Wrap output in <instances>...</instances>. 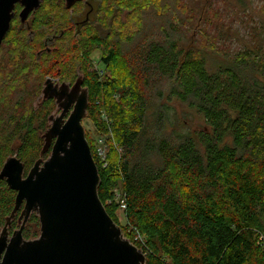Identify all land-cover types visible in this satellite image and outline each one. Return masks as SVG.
Wrapping results in <instances>:
<instances>
[{"label": "trees", "instance_id": "16d2710c", "mask_svg": "<svg viewBox=\"0 0 264 264\" xmlns=\"http://www.w3.org/2000/svg\"><path fill=\"white\" fill-rule=\"evenodd\" d=\"M121 10L111 0L94 8L90 0L70 7L43 0L27 25L16 19L8 30L29 52L19 51L17 59L30 56L14 72L24 66L50 77L60 70L71 82L80 77L87 117L105 138L102 159L85 131L99 199L120 227L116 215L123 206L122 233L141 249L145 264H264V47L255 55L239 53L235 67L208 69L203 57L170 35L133 48L132 29L116 23ZM94 51L101 70L90 57ZM5 88L0 78V108ZM27 94L20 87L0 112V169L16 155L26 173L50 153L43 152V133L53 103L28 105ZM172 100L195 110L205 127L177 132ZM15 195L0 180V227ZM18 214L10 232L19 227ZM38 229L33 213L22 235L37 237Z\"/></svg>", "mask_w": 264, "mask_h": 264}, {"label": "water", "instance_id": "95a60500", "mask_svg": "<svg viewBox=\"0 0 264 264\" xmlns=\"http://www.w3.org/2000/svg\"><path fill=\"white\" fill-rule=\"evenodd\" d=\"M43 0H0V45L9 30L15 3L23 6V21ZM80 0H65L70 7ZM47 78L42 100L63 97L58 115L48 117L43 133L46 159L39 158L24 174L16 155L8 156L0 180L16 192L14 207L0 227V264H145V255L122 233L98 196L100 178L82 119L87 116L88 93L78 78L60 94ZM71 108V109H70ZM70 109V110H69ZM67 117L64 119V116ZM19 211V227L10 222ZM39 222L38 236L25 239L22 229L31 214Z\"/></svg>", "mask_w": 264, "mask_h": 264}, {"label": "rangeland", "instance_id": "374dc122", "mask_svg": "<svg viewBox=\"0 0 264 264\" xmlns=\"http://www.w3.org/2000/svg\"><path fill=\"white\" fill-rule=\"evenodd\" d=\"M111 1L115 5L117 3L120 7L125 8V10H121L116 23L121 26L125 24L126 27L132 29L133 48L141 45L145 39L163 41L164 34L170 35L183 50H191L196 55L203 57L208 69H215L219 66L235 67V57L239 53L250 50L255 55L258 47H264V0ZM90 3L94 8L100 3V0H90ZM87 10L88 5L83 8V12L85 13ZM126 11L130 13V16L126 15ZM29 20L30 18L26 25ZM8 33L9 31L6 33L7 41H3L4 43L0 46V70L3 71L0 73V78L6 84L5 89L7 90L4 92L1 89L4 97L1 99L3 106L0 108V112L3 113L7 112L14 92L19 91L20 87L22 91L23 88L24 91H28V94L22 97L26 104L32 105L33 103L35 105L37 103L36 105H39L37 101L40 103L42 101L43 84L47 78H50L44 73L42 75L40 69L36 70L33 67L27 70V67L23 66L20 71L14 72L25 60L29 62L30 56L27 55L23 61L17 59L19 51L23 53L28 50H26L27 48L23 50L22 44L11 37V32ZM16 48L17 52L13 53ZM99 56L100 52L98 51H94L90 55L97 68L101 70L102 65L98 62ZM32 57L34 59L33 54ZM40 67L41 70L45 69L41 63ZM39 79H41L39 94H35L32 98V87H35L34 84L39 85ZM75 80L76 77L73 83ZM167 92L168 90H166ZM115 99L118 100L117 95ZM170 105L174 110L176 121H179L180 126L178 125L176 128L177 132H194L205 127L200 116L186 104L172 100ZM57 113L58 111L52 110V114L55 116ZM104 119L106 118L104 117ZM82 125L94 143L98 144L99 139H102V143L104 142V136L95 132L93 123L87 116L82 119ZM168 131H170L169 127ZM116 217L121 227L125 228L121 211L117 212Z\"/></svg>", "mask_w": 264, "mask_h": 264}, {"label": "flooded vegetation", "instance_id": "af4514ba", "mask_svg": "<svg viewBox=\"0 0 264 264\" xmlns=\"http://www.w3.org/2000/svg\"><path fill=\"white\" fill-rule=\"evenodd\" d=\"M65 0H64V5H65ZM22 8H23V6L21 5V3H19V2H17V3H15V5H14V8H13V11H12V18H11V20H10V26H11V24H12V22H14L16 19H18V21L20 22V24H24V23H26L27 22V20H28V18H30L31 16H32V19L34 18V14H35V12L38 10V8L37 9H34V10H31L30 12H29V14L27 15V17L23 20V21H21V19H20V13H21V11H22ZM9 29H10V27H9ZM60 69V68H59ZM79 80H81L80 79V77H77ZM76 78V79H77ZM50 79L52 80V82L53 83H51L50 84V86H51V88L54 90V92H56V94H60V92L63 90V87L65 86L66 87V89H65V91L67 92V84L69 85V88L71 87V85L73 84V81L71 82L70 80H67V76H65V74L64 73H61V71L60 70H57L56 71V73H55V76H52V77H50ZM76 81V80H75ZM82 81V80H81ZM82 87H83V84H82ZM42 90V89H41ZM47 100H49V101H52V103H53V105H54V108H53V111H58V113L56 114V115H58V114H60V112L63 110V107H64V105H65V99L62 97L60 100H59V102L58 103H56V99L54 98V97H52V98H50V99H47ZM71 109V108H70ZM69 109V110H70ZM51 114H52V112H51ZM50 114V115H51ZM67 114L68 113H66V116H64V119H66V117H67ZM54 115V114H53ZM24 174H25V172H24ZM9 229H10V227H9ZM8 229V232H9V234L12 232H10V230Z\"/></svg>", "mask_w": 264, "mask_h": 264}, {"label": "built area", "instance_id": "2783aa9c", "mask_svg": "<svg viewBox=\"0 0 264 264\" xmlns=\"http://www.w3.org/2000/svg\"><path fill=\"white\" fill-rule=\"evenodd\" d=\"M100 143H102V139H99L98 144H96L97 145V153L102 159H104L105 151L103 148V143H102V145H100ZM122 208H123V206H121L120 211L122 210Z\"/></svg>", "mask_w": 264, "mask_h": 264}]
</instances>
